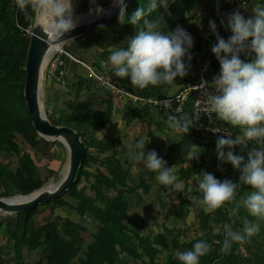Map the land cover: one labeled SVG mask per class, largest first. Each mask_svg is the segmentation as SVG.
I'll return each instance as SVG.
<instances>
[{"label":"trees","instance_id":"trees-1","mask_svg":"<svg viewBox=\"0 0 264 264\" xmlns=\"http://www.w3.org/2000/svg\"><path fill=\"white\" fill-rule=\"evenodd\" d=\"M196 1L190 0L187 6L165 21L163 27H160L161 30L165 33L168 29L174 31L181 21L196 19L195 16L187 14ZM229 1L216 0L213 6L215 12L209 18V21L216 24L217 32L223 31L225 38H229L231 33L222 25V20L226 24V17L220 13L229 8ZM234 2L238 5L248 3L255 8L264 7V0H235ZM147 4L145 0H130L126 5V14L122 17V24L128 22L131 14L140 5L147 7ZM118 17L120 18V13ZM154 17L155 11L147 18L153 20ZM35 22V20L26 19L24 11H16L12 0H0V157L14 155L18 162L15 170H12L0 160V197L5 198L11 195L9 185L13 186L20 195L33 194L41 190L49 177L57 174L56 170H50L45 177H42L30 153L27 151L21 153L22 149L16 134H20L31 148H36L41 142L62 145L58 140L49 142L36 132L24 101L25 60L30 40V35L26 34L24 29L30 25L33 26ZM134 31L132 25L130 30L125 29L124 40L126 41L134 34ZM191 37L194 41L191 49L193 57L191 65H193L196 62V54L201 52L207 54V48L212 43L213 34L209 22L206 33L199 36L191 35ZM108 54L110 50L104 49L103 56ZM241 58L245 59L244 56ZM211 65L212 69L219 73V63L213 53L211 54ZM107 72L117 84L143 97L163 96L172 86L162 84L149 86L144 90L133 89L129 79L115 77L111 69ZM88 81L91 80L85 75L72 82L71 87H74L76 97L89 88ZM113 97L112 92H108L106 97L98 100L99 103L106 104L105 108L78 102L74 106L69 105L67 108L57 110L56 116L48 114L45 109L46 117L52 124L68 125L80 133L81 140L86 146V155L72 186L61 196L46 203L50 204L49 213L40 225H37L34 220L39 205L32 211L14 212L9 220H0V234L4 239L0 245V264H128L129 259H144V264H180L174 251L178 248H183L185 251L191 250L194 243L201 240L207 242L210 249L205 256L199 259V264H264V221H258L250 216L243 207L232 215L231 209L235 207V203L231 202L213 213H205L200 208L193 209L190 198L193 195H200L196 191L201 179L196 177L197 174L208 172L218 180L230 179L235 183L239 182L240 176V172L235 170L231 164L218 161L216 146H212V158L208 159L204 149L207 147L198 141H196L198 148L203 150L198 159L193 160L190 157L191 164L186 167L181 166L176 172L178 181H183L186 186L189 180H192L193 184L189 194L184 190L176 192L178 203L176 207L172 199V193L175 191L169 192L162 186L166 195L163 201L165 208L163 231L144 234L140 228H133L137 223L135 220L137 218H133L130 211V198L136 195L139 188L144 194L149 193V184L141 173L131 177L128 159L122 160L116 154L117 147L112 140L118 131V124L113 120ZM133 118L145 122L148 127L146 150L152 136L153 120L150 112L147 108L133 107L128 102L122 119L128 126ZM101 130H104L103 136L96 137L95 132ZM138 141V138H134L132 146L134 147ZM191 142L193 141L188 138V140L168 144L171 149L178 152V161L180 160L181 163L186 161L185 156L191 152L189 146ZM254 146L249 145L248 150ZM93 149H96L98 154L104 155L103 158L96 157ZM225 151L228 150L225 149ZM233 151L236 155L244 156L245 161L247 160V150L239 148ZM159 157L161 158L160 154ZM94 163H98V166L92 170ZM147 175L151 177L152 174L147 173ZM83 179L87 185L79 187ZM87 189H90L92 194H88ZM248 191L250 189L246 186L238 189L236 201H239ZM64 196L74 200L75 204L67 201ZM17 197L11 198L10 201L17 202ZM156 199V202L161 204L159 196ZM64 205L73 208L80 218L90 215L96 221L98 228L91 242L85 243L86 229L84 226L67 217L54 214L56 206ZM191 212L198 219L196 225L198 234L182 242L180 235L188 230L186 218ZM172 218L179 220L177 222L179 224L170 225L169 221ZM245 219L251 223H259V233L250 241L241 244L245 252H241L240 243L235 242L229 253L221 252L224 239L223 225L231 224L234 230H242ZM203 235L205 238H202ZM169 248L171 252L167 254L165 260L159 261V254ZM28 251L30 253L38 251L39 257L35 262L27 260Z\"/></svg>","mask_w":264,"mask_h":264},{"label":"clouds","instance_id":"clouds-1","mask_svg":"<svg viewBox=\"0 0 264 264\" xmlns=\"http://www.w3.org/2000/svg\"><path fill=\"white\" fill-rule=\"evenodd\" d=\"M114 3L120 7L123 22L122 17L126 14L124 0H114ZM168 4V0H149L147 7L140 5L128 19L135 31L126 39V46H111L107 63L114 76L129 79L133 89L173 85L177 77L188 75L193 58L191 35L179 26L165 33L158 20L147 18L158 8L167 10ZM15 5L25 12L26 19L42 20L47 35L55 42L63 41L65 34L77 26L72 0H15ZM252 12L251 17L245 18L240 11H234L227 15L226 24L221 21L231 33L227 40L219 35L216 24L209 21L217 40L211 51L219 63V73L210 84L207 81L202 83L205 90L201 99L203 107L199 111L181 116L168 114L167 124L186 135L203 113L214 114L217 120L237 129L239 136L234 137L226 131L218 137L216 155L220 163L231 164L240 172L239 182L221 181L204 172L199 176L201 179L196 190L200 195H193L190 201L194 210L200 208L205 213H213L227 203H235L232 215L243 207L250 216L264 221V7L257 6ZM146 143L145 138L139 139L128 151L129 159L142 163L148 172L155 173L158 184L169 192L182 191L183 181H178L174 174L176 166H166V161L154 150L146 152ZM249 145L255 146L248 150ZM236 146L247 150L246 161L244 156L234 153ZM193 147L198 152H190L189 156L195 160L203 150ZM242 186L250 191L236 201L237 190ZM259 228V223H251L247 219L242 230H234L231 224H224L221 252L229 253L234 242L243 244L250 241L259 233ZM209 249L210 245L201 240L194 243L191 250L177 251L174 255L180 264H199V259Z\"/></svg>","mask_w":264,"mask_h":264},{"label":"crops","instance_id":"crops-1","mask_svg":"<svg viewBox=\"0 0 264 264\" xmlns=\"http://www.w3.org/2000/svg\"><path fill=\"white\" fill-rule=\"evenodd\" d=\"M107 0H87V4L90 2L91 4H95L98 2H106ZM112 1V0H111ZM146 2H149V0H145ZM190 0H168V8L165 10L164 8H158L157 11H155V17L154 21L158 20L160 27H163L165 21L169 20L172 15L183 9L185 6H187L188 2ZM216 0H197L194 5L189 9L187 14H190L192 16H195L196 19L188 20V21H181L178 23L177 26L182 27L185 31L190 33L192 36H199L200 34L206 33L208 28V22L210 16L215 12L213 10L214 2ZM235 1V0H232ZM159 2V0H158ZM109 3V2H108ZM108 3L103 4L102 6H107ZM241 7V6H240ZM220 12V11H217ZM228 13V9L225 11H221V15L223 17H226ZM121 19L118 17V15L113 18L111 21H109L106 24L100 25L97 28H95L93 31H90L86 34H83L81 36H78L76 38L70 39L68 41H65L61 46L65 49H68L73 52V54L80 60L89 62L93 64L94 66H99L102 70L105 72L109 71L111 69V66L107 63L108 55L103 56V50H110L111 46H119L124 47L127 43V41L124 40V30L128 29L130 30L131 25L130 23L126 22L122 24ZM36 21V20H35ZM42 24H44L43 21H41ZM174 29V30H175ZM205 56L204 53H198L195 56V64L191 65L188 75L184 78L177 77L175 83L173 84L170 89H168L166 94L174 93L181 89L183 86L185 80H187L189 77H192L195 75L201 60ZM51 57V51L46 57L44 67H46V64L48 63L49 59ZM64 69L66 74V84L62 85L58 83L53 76H49L46 74L45 69L43 71V77L42 80H40V86H39V99L40 102L44 104V112L45 109L48 114H51L50 111L55 108L58 109H64L65 107H68L69 105L74 106L78 102H82L88 105H92L95 102H98V100L106 97V94L110 92L106 88H102L98 86L93 81H88L89 88L83 90L78 97L75 95V89L74 87H71L72 82L76 81L77 79H81L85 76L86 69L85 67L79 63L76 62L68 57H64ZM218 74L217 71L212 70L211 79H213L214 76ZM65 88L67 90V98H65L64 101H59V95L60 91ZM113 95V94H112ZM114 96V95H113ZM59 101V103H58ZM60 105L59 107L54 104ZM128 101L126 99H122L119 97L114 96L113 97V111H114V117L113 120L117 122L118 124V131L121 127H127V128H137L138 123L137 121H140L138 118H133L129 125L126 126L124 120L122 119V115L125 109L126 104ZM102 108L106 107V104L100 105ZM150 112V117L153 120V124L151 125V132L152 136L149 139V147L145 151H155L158 156L160 154L161 158L166 161V166L172 167V164H174L179 158V154L177 151L171 149L168 144L176 143L180 140H192V143H196V136L192 132V128H190L189 132L185 135L184 133L176 132L175 130L169 128L168 125H166L167 122V113L162 110H158L155 108H148ZM116 112L119 113L120 118L117 120ZM185 113H191L190 109L187 107L185 109ZM46 114V113H45ZM141 125L142 121H140ZM147 127V126H146ZM147 132V130H146ZM168 135H171L172 139H174L171 143H167L168 141ZM138 137V136H137ZM136 136L134 138H137ZM114 138V137H113ZM145 139H147V136H144ZM191 138V139H190ZM49 142H51L50 139L45 138ZM115 139V138H114ZM113 139V140H114ZM138 139H141L139 137ZM117 141L116 139L114 140ZM133 142V141H132ZM166 142V143H165ZM116 145V144H115ZM206 151V156L208 159H211V151L213 147L210 148H204ZM118 154V152L116 153ZM59 155V154H58ZM118 156V155H117ZM120 159L121 158L118 156ZM187 160L190 163L183 164L184 167L189 166L191 164V161L189 160L190 156L189 154L186 155ZM217 158V156H216ZM177 159V160H176ZM130 159H128L129 161ZM176 160V161H175ZM173 161H175L173 163ZM131 163L132 160L129 161L130 164V170L129 174L131 177L135 176L137 173H141L143 176L146 177V182L149 184V193H146V195H153L152 200L149 203H145V199L143 198V195H145L142 192V189H137L136 195L132 196L130 198V211L133 218L137 221L139 224H144L145 228L148 230V233H152V229L149 228L148 223L152 221H157V218H155L156 211L158 212V209H160L159 214L162 215V221L163 222V215L165 212V208L163 207V201L166 199V195L162 190V185L158 184L156 180V174L148 172L143 167L141 169H138L133 166V169L131 170ZM186 163V162H185ZM52 169V168H50ZM179 168H175L174 174L176 175V172ZM53 170V169H52ZM39 171V168H38ZM40 172V171H39ZM147 173H150L151 177H148ZM48 174V173H47ZM202 174V173H201ZM200 174V175H201ZM198 177V176H196ZM192 180L190 179L187 183V186L184 184V187L182 190L186 191L187 188L192 187ZM175 194V195H173ZM159 196L161 199V204L159 202H156V197ZM172 199L175 204V206H178V203L176 202V192L172 193ZM152 204V205H151ZM144 210V215H138L136 213L137 209ZM152 211V212H151ZM154 213V214H152ZM160 215V216H161ZM157 223V222H155ZM144 234V231H141ZM155 233V232H154ZM3 242H0V245ZM38 253V251H37ZM39 255V253H38Z\"/></svg>","mask_w":264,"mask_h":264},{"label":"rangeland","instance_id":"rangeland-1","mask_svg":"<svg viewBox=\"0 0 264 264\" xmlns=\"http://www.w3.org/2000/svg\"><path fill=\"white\" fill-rule=\"evenodd\" d=\"M112 2H114V0H112V1L111 0H107L106 2H98V3H95V4H91L89 2L87 4V0H72L73 8H74V18H77L79 16H83V15H86V14H89V13H92V12L93 13L97 12V9H102L103 7H105V6H102L103 4L108 3L107 5H109ZM236 7L237 8L235 9V11H240V13L245 16V18L251 17L253 15L252 10L255 8V6H251L248 3H244L242 5L236 4ZM41 21L42 20H36L35 23L42 24ZM119 22H121V21L119 20ZM121 23H123V22H121ZM42 25H44V24H42ZM44 64H43L42 72H41V80H42V77H43ZM85 75H86V73H85ZM59 96H60L59 97V101H64L65 98H67V90L65 88H63L60 91V95ZM59 101H58V103H59ZM40 103H41L42 109H44V104L42 103V101ZM54 105H56L58 107L60 106V105H58L56 103ZM99 105H100L99 102H95L93 104L94 107H99ZM65 108H67V107H65ZM57 110L55 108H53L50 111V113L52 115L56 116L58 114ZM45 116H46V114H45ZM115 116L117 117V120H119L120 115H119L118 112H116ZM137 123H138L137 128L133 129V128L121 127L119 129V131H117L116 134H115L114 138L117 140V141H115V144H116V147H117V152H118L117 155L120 156L121 158L129 159L127 153H128V151L131 148H133L132 141H133L135 136L136 137L138 136L137 138H139V137L144 138V136L146 135V130L148 129V127H146L147 125H141L140 121H137ZM143 123L146 124L145 122H142V124ZM166 125H168L167 122H166ZM103 134H104V130L95 132V136L98 137V138L102 137ZM16 137H17V141H18V143H19V145H20V147L22 149L21 153L23 151H27V152L30 153L32 158L37 163V166L39 168V171H40V174H41L42 177H45L47 175V173L50 170H52V169L57 171V174H55L52 177H49L48 181L45 182V184L42 186L41 189L47 188L49 185L56 184L60 179H62L64 177V175L66 173L67 166H68V150L66 149V147L64 146V144L60 140L48 138V139H50L53 142H54V140H58L59 142L62 143V145L59 144V143H56V144L49 143L48 144V143L41 142L36 148H31L24 141L23 137L20 134H16ZM114 140H112V141L114 142ZM173 140L174 139H172L171 135H168L167 143H171ZM193 145L198 147L197 143H192L191 142L189 144V146L191 147V152L198 151L196 148L193 147ZM210 147H212V146H207V148H210ZM92 151H93V154L96 157L103 158L104 155L98 154L96 149H93ZM185 159H186V161H185L186 163L185 162L181 163L180 160L178 161L176 159L177 161L176 160H175L176 162L173 161V163L174 162L175 163L172 164V166H176L175 168H180L181 166H183V164L190 163L187 160L186 156H185ZM0 160L5 162L7 164V166L10 169H12V170H15V168L18 165L17 157L14 156V155H11V156H8V157H0ZM97 166H98V163H94V164H92L91 169L94 170V168L97 167ZM133 166L138 168V169H141L143 167V164L142 163L138 164V163H135L134 161H132L131 170L133 169ZM50 168H52V169H50ZM197 176L199 177L200 174H197ZM82 185H87L84 179L82 180V182H81L79 187H81ZM190 189L191 188H187L185 192H187V194H189V192L191 191ZM9 191L11 192V195L9 197H7L8 199L15 198V197L18 196L17 197L18 201L15 202V203L22 202V201H24V200H26L28 198V196L25 197L26 199L22 198V197H19L20 194L11 185H9ZM86 192L88 194H92L90 192V189H87ZM173 195H175V194H173ZM29 196H31V195H29ZM152 197H153V195H146V194L143 195V198L145 199L144 205H145V203H149L152 200ZM64 198L67 201H69L70 203L75 204V201L70 199L68 196H64ZM49 208H50V204H40L37 207L36 215L34 216V220H35L37 225H40L42 223V221L44 220V218L48 215ZM158 212H160V208L158 209ZM158 212L156 211V214L152 213V214L155 215V218H157V221H155V220L152 221L151 220V222L148 223L149 228L152 229L153 232L163 231V225H162V222H161L162 221V215L159 214ZM136 213L138 215H142V214L144 215V210H141L139 208V209H137ZM11 214L12 213H6V212H3V211L0 210V220L1 221L9 220L11 218ZM54 214L62 216V217H67V218L73 220L74 222L80 223L86 229V231H85V243H88V242L92 241L93 235L97 231L98 226H97L96 221L90 215H85V216L80 218L78 216V213L73 208H70L69 206H66V205H64V206H56L55 209H54ZM174 219L175 218H172L169 221L170 225L179 224V223H177V222H179V220H174ZM197 221H198L197 217H195L194 213L191 212L189 214V216L186 218L188 230L184 234L180 235V240L182 242L183 241H188V240L194 238L196 236V234H198L197 230H196ZM155 222H157V223H155ZM144 226H145L144 224L136 223V225L133 228H136V229L140 228V231H144L145 233L148 234V230ZM202 238H205V236L203 235ZM3 241H4V239H3V237L0 234V242H3ZM239 249H240L241 252H245V248L241 244L239 246ZM177 251H185V250L183 248H178V249H176L174 251V254ZM169 252H171V248H169L166 251H162L159 254V256H158V260L159 261H164L166 256H167V254ZM38 257H39V255H38L37 251L32 252V253H30L28 251L27 254H26V258L30 262H35L38 259ZM129 260L130 261H129L128 264H144V259H141V260L129 259Z\"/></svg>","mask_w":264,"mask_h":264},{"label":"water","instance_id":"water-1","mask_svg":"<svg viewBox=\"0 0 264 264\" xmlns=\"http://www.w3.org/2000/svg\"><path fill=\"white\" fill-rule=\"evenodd\" d=\"M130 0H124L127 5ZM120 13V7L112 2L102 8V11L92 12L76 19L77 26L65 34L63 41L55 42L47 35V29L40 23L32 26L29 45L25 60V80L23 96L27 112L31 118L36 132L51 139L60 140L68 150V166L62 179L56 184L36 191L33 194L20 195L28 198L22 202H12L10 199L0 197V210L6 213L18 211H32L40 204H46L61 196L75 181L79 167L86 155L85 143L81 140L80 133L68 125L52 124L45 116L39 99V86L42 67L50 51L56 46H61L65 41L86 34L100 25L106 24ZM31 195V196H29Z\"/></svg>","mask_w":264,"mask_h":264},{"label":"built area","instance_id":"built-area-1","mask_svg":"<svg viewBox=\"0 0 264 264\" xmlns=\"http://www.w3.org/2000/svg\"><path fill=\"white\" fill-rule=\"evenodd\" d=\"M12 1L15 4V0ZM236 8L235 2L230 0L227 15L234 12ZM15 9L16 11L20 10L16 5ZM31 30L32 25L24 29L25 33L28 35L31 34ZM218 33L225 40L228 39L224 37L223 31H219ZM216 43V37L213 35L212 43L208 46L207 54H205L201 60L195 75L189 77L184 82L181 89L160 97H143L137 95L132 90L117 84L108 72H105L89 62L78 59L71 51L62 46H57L51 51V57L44 69L47 75L53 76L58 83L64 85L67 80L62 56L68 57L81 63L86 68V76L88 79L95 82L98 86L108 89L114 96L126 99L133 107L138 109L155 108L165 111L167 116L168 114L181 116L184 114L187 107L190 109L191 113L197 112L203 107L201 99L202 92L205 89L202 83L204 81H207L209 84L212 82L211 74L213 69L211 65V49ZM165 101L167 103H165ZM226 131L231 132L234 137L240 135L237 129H232L224 124V122L217 120L214 114L205 115L201 113L200 119L192 127V132L196 136V140L206 147L216 146V140ZM239 148L241 147L236 146L234 149Z\"/></svg>","mask_w":264,"mask_h":264},{"label":"bare ground","instance_id":"bare-ground-1","mask_svg":"<svg viewBox=\"0 0 264 264\" xmlns=\"http://www.w3.org/2000/svg\"><path fill=\"white\" fill-rule=\"evenodd\" d=\"M42 26H43V25H42ZM56 47H57V46H56ZM54 48H55V47H54ZM54 48H53V49H54ZM53 49H52V50H53ZM25 199H26V198H25Z\"/></svg>","mask_w":264,"mask_h":264}]
</instances>
